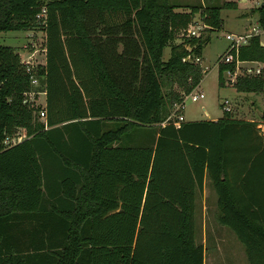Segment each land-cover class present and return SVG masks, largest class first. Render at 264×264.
<instances>
[{"label":"trees","instance_id":"16d2710c","mask_svg":"<svg viewBox=\"0 0 264 264\" xmlns=\"http://www.w3.org/2000/svg\"><path fill=\"white\" fill-rule=\"evenodd\" d=\"M42 5L45 24L35 17ZM236 6L0 0V31H45V61L34 69L46 96L42 120L23 102L32 86L19 52L0 44V264H204L194 211L205 178L217 221L249 264H264V112L260 122L226 110L216 120L165 121L199 83L194 58L209 35L173 40L196 13L211 30L222 7ZM257 11L264 30V0ZM237 55L264 61L260 35ZM225 68L234 63H218L222 83ZM232 84L260 92L262 71ZM20 130L25 137L5 145Z\"/></svg>","mask_w":264,"mask_h":264},{"label":"rangeland","instance_id":"374dc122","mask_svg":"<svg viewBox=\"0 0 264 264\" xmlns=\"http://www.w3.org/2000/svg\"><path fill=\"white\" fill-rule=\"evenodd\" d=\"M170 3L178 5L177 10H187L189 6L197 5L205 7L206 5H221L224 0H168ZM236 1V7H222L220 16L222 23L218 28L209 30L203 27L199 33L202 38L209 35V40L202 45L199 56V64L202 67V77L199 83L193 88L194 92L203 91L204 96L192 100L190 96L184 98L183 116L186 120L206 119L221 117L224 115L222 105L227 100L230 107L229 112L235 117H258L259 112H264V86L260 92H246L235 89L231 81L227 79L228 75L223 74L224 81L220 82L217 65V57L228 47L230 41L226 39L227 33L247 32L253 26L260 27L258 22L257 6L263 0H226ZM195 23H200L199 13L194 16ZM196 25V24H195ZM261 28V27H260ZM260 39L264 44V30L261 28ZM187 37L186 34H179L173 40L178 43ZM45 31L44 29H21L0 31V44L13 46L19 52L21 60H29L32 64L44 63L45 61ZM171 43L165 45L163 49V59L170 55ZM258 62L262 65V75L264 78V61L246 60L242 65L255 67ZM43 84V82L41 81ZM41 86V85H40ZM164 91H168L170 83L165 82ZM44 88V84H43ZM173 88L180 91L177 84ZM46 96L43 93L38 94V101L44 107ZM172 111V107L168 110ZM168 113V114H169ZM154 131V127L151 132ZM151 137V134H149ZM151 139L148 138V143ZM208 183V182H207ZM207 192L212 191L210 182L206 185ZM197 194L194 211V234L197 244L204 247V264H249L245 255L244 247L238 240L236 234L227 225H218L216 220V202L210 197L203 201ZM203 205H206L203 215ZM204 216V217H203ZM203 219L205 221L202 229ZM201 224V227H200ZM31 247V246H30Z\"/></svg>","mask_w":264,"mask_h":264},{"label":"built area","instance_id":"2783aa9c","mask_svg":"<svg viewBox=\"0 0 264 264\" xmlns=\"http://www.w3.org/2000/svg\"><path fill=\"white\" fill-rule=\"evenodd\" d=\"M47 16V8L45 5H42L41 8L36 12L35 17L36 19L40 20L42 24H45ZM196 24V25H195ZM206 27V25L201 21L200 23H195L194 21L187 27L185 34L187 36H200L199 31ZM261 28L253 26L251 29H249L247 32L243 33H227L225 34L226 39L230 41L228 47L225 49V51L217 57V65L220 62L223 63H234V68H225L222 70V78L224 81L223 74L228 75L227 79L231 82H233L236 78L237 74H259L261 73L263 67L258 62V64L253 67V65H242V62L246 60L239 59L237 55V49L240 45L246 44L249 40V38L253 34H258L260 32ZM184 33V31H183ZM188 56L183 57V59H187ZM26 68V71L30 73V84L31 88L29 90L24 91L23 93V102L28 104L29 106L38 107V110L35 111L39 118L44 120L45 119V104L44 107L41 106L42 104L38 101L36 102V99L38 97V94L43 93L45 94V89L43 88V84L41 83V78L35 73V66L37 64H32L29 60H21ZM195 62H200V56H196L194 58ZM41 85V86H40ZM186 96H190L192 100H197L204 96L203 91L194 92L193 89L188 92L187 94L183 95V98L181 100L175 101L172 106L171 113L167 116L165 121H172V123L176 126L180 124L181 121H184V116L182 113V109L184 107V98ZM227 100H224V103L222 105L223 110L229 111L230 107L226 104ZM164 121V122H165ZM25 137V133L23 130H20L16 135L12 136H6L4 139L5 145H12L16 143L17 141L22 140Z\"/></svg>","mask_w":264,"mask_h":264},{"label":"crops","instance_id":"0c3cea01","mask_svg":"<svg viewBox=\"0 0 264 264\" xmlns=\"http://www.w3.org/2000/svg\"><path fill=\"white\" fill-rule=\"evenodd\" d=\"M176 10H177V8H176ZM45 41V40H44ZM261 43L263 44V42L261 41ZM264 45V44H263ZM120 48V47H119ZM261 112V111H260ZM260 112H259V114H260ZM219 117V116H218ZM218 117H215V118H206V119H203V120H216ZM259 117L260 116H258V117H240V118H245V119H250V120H257V121H261L260 119H259ZM192 120H201V119H192ZM184 121H186V119L184 118ZM258 126H260L261 128H262V123H259L258 124ZM208 182V183H207ZM209 184V180L207 179V178H205L204 179V184H203V188H202V191L201 192H198V195L199 194H201L200 195V197L199 198H201L203 201H206L207 199H208V197H210V199L212 200H215V202H216V194H215V192H214V189L213 188H211L212 189V191L210 192V193H208L207 192V188H206V185H208ZM195 200H196V198H195ZM205 210H206V205H203V215L205 214ZM216 213H217V207H216ZM204 217V216H203ZM216 220H217V214H216ZM218 222V221H217ZM218 225H220V227H221V225H223V224H220L219 222H218ZM204 226H205V221H204V219H203V222H202V229H204ZM200 227H201V224H200Z\"/></svg>","mask_w":264,"mask_h":264}]
</instances>
